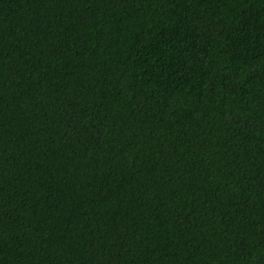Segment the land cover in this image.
Here are the masks:
<instances>
[{"label":"trees","instance_id":"trees-1","mask_svg":"<svg viewBox=\"0 0 264 264\" xmlns=\"http://www.w3.org/2000/svg\"><path fill=\"white\" fill-rule=\"evenodd\" d=\"M0 264H264V0H0Z\"/></svg>","mask_w":264,"mask_h":264}]
</instances>
